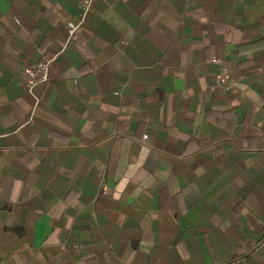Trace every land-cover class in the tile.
<instances>
[{"label": "crops", "instance_id": "crops-1", "mask_svg": "<svg viewBox=\"0 0 264 264\" xmlns=\"http://www.w3.org/2000/svg\"><path fill=\"white\" fill-rule=\"evenodd\" d=\"M82 1L0 0V264H264V0Z\"/></svg>", "mask_w": 264, "mask_h": 264}, {"label": "built area", "instance_id": "built-area-1", "mask_svg": "<svg viewBox=\"0 0 264 264\" xmlns=\"http://www.w3.org/2000/svg\"><path fill=\"white\" fill-rule=\"evenodd\" d=\"M92 0H83L79 7V18L74 23H68L67 36L70 39L80 29L85 18L87 17ZM49 63L50 61H41L22 70V79L24 89L27 94L33 99L34 107L39 104L37 89L49 80ZM211 63L215 66V73L211 85V90H218L221 93L230 91L232 87V77L225 66L223 60L219 57H213ZM75 249H81V246L76 245Z\"/></svg>", "mask_w": 264, "mask_h": 264}]
</instances>
